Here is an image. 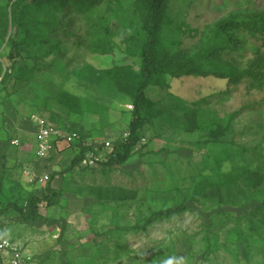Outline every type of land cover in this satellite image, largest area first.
<instances>
[{"label":"rangeland","instance_id":"1","mask_svg":"<svg viewBox=\"0 0 264 264\" xmlns=\"http://www.w3.org/2000/svg\"><path fill=\"white\" fill-rule=\"evenodd\" d=\"M58 1L70 7L16 17L24 38L12 70L16 0H0V208L41 196L47 184L58 195L35 221L4 210L0 238L29 247L27 264H264V83H229L219 69L228 62L210 55L214 42L245 36L232 59L264 76V26L235 25L252 12L264 24V0H163L158 56L166 69L191 60L179 75L153 79L149 125L129 158L96 167H68L64 148L38 160L35 129L57 124L91 146L123 137L144 0ZM64 24L81 44L50 31ZM38 61L48 66L36 69ZM29 165L50 181L30 185Z\"/></svg>","mask_w":264,"mask_h":264},{"label":"trees","instance_id":"2","mask_svg":"<svg viewBox=\"0 0 264 264\" xmlns=\"http://www.w3.org/2000/svg\"><path fill=\"white\" fill-rule=\"evenodd\" d=\"M80 1L83 3V5H88L89 3L88 0ZM162 1L163 0H144V14L142 18L143 42L140 50V64L138 72L135 76L136 78L133 81V84L130 85L128 92L131 100V103H129L131 108L127 109H132L126 126V132H128V135L115 140V142H113V148L107 153L106 159L99 161L95 166H90L83 163L85 153L91 149L92 146L90 144L84 143V138L80 135L79 138L73 143L68 144L74 150V154L70 159V165L68 167H73L75 165L96 167L101 164L119 165L124 163L129 158L133 150L137 147L141 134L147 131L150 115L145 109L146 106L151 102L150 97L147 95V89L152 85L153 79L155 77H162L161 74L163 73L179 75L181 71L187 66V64H189L191 59L183 58L182 60L175 62L174 65L170 67L171 69H166L169 62H164V65L163 61L158 56L157 37L161 31L160 13ZM58 3V0H16V2H14L12 5V16L14 19L13 24L15 27V32L9 39V53L7 56H5L6 59H9L12 70H17L16 64L21 63L19 59V61H16V57H22V39L24 38L23 29L21 24L16 20V17H18L19 14L22 15V12L40 10L41 8H52L56 12V10L70 7L57 6ZM24 7H26V9H23ZM79 9L80 6L78 10ZM262 12L261 17L264 18V11ZM21 15H19V17ZM259 18V15H257L255 12L245 15L243 14L241 15L240 19L236 21L237 23L235 25L237 27L239 25H242L245 28L248 27L251 33L259 32L262 31L264 26V24L258 21ZM66 24H64L66 28L62 30L57 25L53 27V29L51 28L50 31H53L54 34L58 31H61L62 38H65L66 36L73 38L74 36V41L77 40V42L81 44V36L69 29L68 25ZM49 27L50 26H47L46 29ZM246 45L247 38L245 36L232 34L223 40L214 42L212 48L210 49V55L216 57L217 59H225L228 62V66L219 67V69L222 75L228 78L229 83L235 85L245 79L246 81H250V87H258L259 83H264V76L261 73H253L251 70L239 66V64L234 59H232V52L240 53V51L246 49ZM44 65L48 66V63L46 61H38L35 63L34 67L36 69H41V67ZM93 91L95 90H92L91 95L92 97L96 98L93 94ZM55 125L59 128H62V126L57 124ZM237 168L238 166H235L232 169H234V172H238ZM232 169L230 171H232ZM57 198L58 195L55 190H53V188L47 184L41 196L32 194L26 199L24 203L21 204H18L14 200L7 201L5 202L3 209L0 208V213L7 209H14L18 211L19 217L23 220L35 221L40 218L39 205L42 202H44L46 205H52L56 203ZM174 209L175 207H171L164 210V212L169 213Z\"/></svg>","mask_w":264,"mask_h":264},{"label":"built area","instance_id":"3","mask_svg":"<svg viewBox=\"0 0 264 264\" xmlns=\"http://www.w3.org/2000/svg\"><path fill=\"white\" fill-rule=\"evenodd\" d=\"M127 108H131L130 104H126ZM128 132H125L123 137H126ZM35 137L37 141L36 157L44 158L52 147L54 139H62L67 144L73 143L79 138L75 132L59 128L52 123H38ZM12 144H16L17 140H12ZM111 140H104L99 145H93L84 156L83 163L90 166H95L99 161L105 160L107 153L113 148ZM25 175L29 183H43L49 179V174L36 175L31 170H26ZM31 254L23 251L22 247L9 238L0 239V264H25L31 260Z\"/></svg>","mask_w":264,"mask_h":264},{"label":"crops","instance_id":"4","mask_svg":"<svg viewBox=\"0 0 264 264\" xmlns=\"http://www.w3.org/2000/svg\"><path fill=\"white\" fill-rule=\"evenodd\" d=\"M126 122H128V119L126 120ZM35 132H36V129H35ZM35 142H36V148H35V152H36V149H37V141H36V137H35ZM62 148H64L62 151L63 152H59V154H63V155H65V156H70L71 158H72V156H73V154H74V150H73V148L70 146V145H68L64 140H62V139H54L53 141H52V147H51V149L48 151V153H47V155L44 157V158H46V157H50V156H54V154L56 153V151H59V150H61ZM34 156H35V158H37L38 160H41V159H43V158H38V157H36V155H35V153H34ZM54 157H56V156H54ZM51 168H54L55 169V165L54 164H51ZM31 170V171H33L36 175H42V174H44V173H48L49 174V172H42V173H40V172H37L36 170V168H35V166H30L29 165V167L26 169V170ZM0 171H1V165H0ZM26 176V175H25ZM50 178H51V176H50V174H49V179L46 181V182H48V181H50ZM27 179V178H26ZM46 182H43V183H46ZM29 183V182H28ZM30 185H34V184H42V183H39V182H33V183H29ZM6 185V184H5ZM17 188L19 189V191H21V187H20V185H18L17 186ZM16 191V190H15ZM11 195H13V193H11ZM37 195V194H36ZM5 196V191L3 192V193H1V198L3 199V197ZM39 196V195H38ZM1 200V199H0ZM8 201H13V200H8ZM7 202V201H6ZM4 207V206H3ZM7 210H10V209H7ZM3 212V211H2ZM20 219H22V218H20ZM39 219V218H38ZM23 220V219H22ZM25 222H27V221H30V220H24ZM3 238H9V239H11V240H13L12 239V237H10V236H4ZM13 241H15V240H13ZM21 247H22V249H23V251H25V252H27V253H29V254H32V252H31V250L29 249V247H26V246H23L20 242H18V241H16ZM30 262V261H29ZM28 262V263H29ZM27 264V263H26Z\"/></svg>","mask_w":264,"mask_h":264},{"label":"clouds","instance_id":"5","mask_svg":"<svg viewBox=\"0 0 264 264\" xmlns=\"http://www.w3.org/2000/svg\"><path fill=\"white\" fill-rule=\"evenodd\" d=\"M129 104V103H128ZM124 106L126 107V104H124ZM126 132V131H125Z\"/></svg>","mask_w":264,"mask_h":264}]
</instances>
